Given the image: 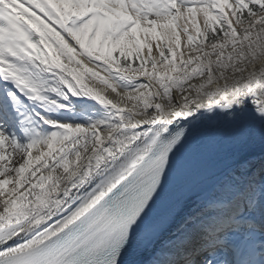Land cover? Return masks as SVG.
<instances>
[{
  "label": "snow or ice",
  "instance_id": "obj_1",
  "mask_svg": "<svg viewBox=\"0 0 264 264\" xmlns=\"http://www.w3.org/2000/svg\"><path fill=\"white\" fill-rule=\"evenodd\" d=\"M0 264H264V0H0Z\"/></svg>",
  "mask_w": 264,
  "mask_h": 264
}]
</instances>
